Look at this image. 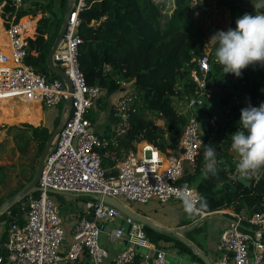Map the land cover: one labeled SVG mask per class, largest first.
<instances>
[{
  "label": "trees",
  "instance_id": "16d2710c",
  "mask_svg": "<svg viewBox=\"0 0 264 264\" xmlns=\"http://www.w3.org/2000/svg\"><path fill=\"white\" fill-rule=\"evenodd\" d=\"M216 1L217 8L210 0H84L85 7L78 15V61L87 84L104 91L86 119L102 142L98 153L107 176H115L117 165L129 151L136 150L138 143H148L165 155L179 149L189 118L187 99L197 92L193 74L200 75L198 61L208 54L207 82L213 89L214 102L217 101L218 130H206L199 155L193 163H185L177 184L194 186L207 202L202 209L207 213L230 209L241 215L247 229L248 220L264 205V169L259 181L245 177L251 182L250 187L234 179L238 173L231 153V137L239 130L241 109L249 103L254 107L264 103V66L250 65L239 78L232 73L224 74L216 62L218 42L211 37L217 31L235 29V21L245 13L264 14V0ZM4 2L7 4L0 15L7 27L13 16L18 22L26 16L41 15L35 39L28 40L29 51L37 55L29 54L26 63L50 82L60 79L48 68L47 59L62 29L68 0H24L18 8L12 0H0V5ZM132 82L134 90L125 95L120 105H114L111 97L123 90L122 83ZM203 109L197 113L202 114ZM208 112L211 118L213 110ZM159 120H163V125H159ZM22 124L38 127L28 122ZM53 131L44 126L32 134L19 132L14 137L13 152L25 155L33 142L39 157ZM209 144L215 149L218 171L217 176L209 173L206 177L204 152ZM31 167H21L19 181L13 188L9 182L15 167L0 165V206L32 181L36 166ZM37 195L23 199L0 216V256L7 255L3 244L8 228L12 224H25L30 198ZM144 231L156 245L170 243L181 255L203 264L196 251L176 236L146 225Z\"/></svg>",
  "mask_w": 264,
  "mask_h": 264
},
{
  "label": "built area",
  "instance_id": "2783aa9c",
  "mask_svg": "<svg viewBox=\"0 0 264 264\" xmlns=\"http://www.w3.org/2000/svg\"><path fill=\"white\" fill-rule=\"evenodd\" d=\"M12 1L17 8L24 2ZM6 4L0 5V14ZM84 7V0H77L69 15L64 37L53 56L54 62L63 69L72 84L71 93L61 79L50 82L26 63L29 54L37 55L28 49V40H34L36 35L37 22L33 16L23 17L18 22L13 16L8 27L1 18L0 102L38 105L42 112L57 109L68 96L72 98V104L65 114V125L46 157L38 183L41 191L30 198L25 224H12L8 228V237L3 244L7 255L0 256V264H66L85 256L90 264H133L138 257L136 264H171L164 247L149 239L142 223L99 200V197L109 196L123 203L141 205L153 201L162 205L181 203L175 192L184 186L177 182L184 173L185 163H193L199 155L206 130H218L215 116L209 118L204 127L203 120L196 113L214 96L207 82L209 56L206 54L198 61L200 75L193 74L197 92L187 99L189 118L180 140L178 158L172 156L174 153L167 156L148 143H138L136 150L129 151L126 159L117 165L118 174L107 176L98 153L102 142L94 132L88 131L92 125L86 119L104 91L87 84L78 61V15ZM24 18L27 22H22ZM30 28H33V34H30ZM122 89L120 91L125 95L132 92L133 82L122 83ZM55 119L47 125L51 131L54 130L52 124ZM185 185L199 200L197 189ZM51 190L89 198L84 204L85 214L75 217L68 237L60 205ZM208 214L201 210L193 217L199 220ZM118 220L124 225L114 230L110 237L125 241L127 248L111 258L100 237L106 227ZM244 221L241 215L233 214L217 244L216 264H264V205L248 220L247 229ZM192 264L202 263L194 261Z\"/></svg>",
  "mask_w": 264,
  "mask_h": 264
},
{
  "label": "clouds",
  "instance_id": "9594fccd",
  "mask_svg": "<svg viewBox=\"0 0 264 264\" xmlns=\"http://www.w3.org/2000/svg\"><path fill=\"white\" fill-rule=\"evenodd\" d=\"M235 23V29L217 31L211 40L218 42L216 62L222 66L224 74L232 73L239 78L242 70L250 65L264 66V14L253 16L245 13ZM231 138V148L239 156L238 175L234 179L250 177L259 181L261 170L264 169V103L259 107L249 103L241 109L239 130ZM210 145L206 146L204 152L206 177L209 173L217 176L218 171L216 152ZM175 196L189 216L206 207V200L202 197L197 200L187 185L177 190Z\"/></svg>",
  "mask_w": 264,
  "mask_h": 264
},
{
  "label": "crops",
  "instance_id": "0c3cea01",
  "mask_svg": "<svg viewBox=\"0 0 264 264\" xmlns=\"http://www.w3.org/2000/svg\"><path fill=\"white\" fill-rule=\"evenodd\" d=\"M122 91H120L119 93L121 94ZM115 96L117 95H113L111 97L114 104H116V101L118 99V96L117 98H115ZM42 119L43 112L41 110L40 121ZM50 122H53V120ZM102 122H104V116L101 119V123ZM171 153L175 154L176 152H170L167 156H170ZM244 180L248 181L245 178ZM78 197L81 199L76 202H74V198H72L71 200L68 195L63 197L62 200L59 199V202H61V204L62 202H70V204L68 205L69 207L66 208V211L60 210L63 219V224L66 229L67 237L71 234L73 225L76 221L75 217L78 214L82 216L85 214L84 203L88 201L89 198L83 196H77L76 198ZM124 203L132 212L136 213L137 215L148 219L149 221L153 222L161 228H166L170 230L167 232L170 235H181L183 238L192 243L196 248L201 250L206 256H208V258L212 261L213 264H216L218 256L216 247L220 240L221 234L223 230L228 226L230 221L233 219V214H236L232 210L226 209L209 213L207 217L199 219V221L195 220L193 215L189 216L184 211L182 204L179 202H171L166 205L159 204L155 201L147 205H141L137 203L132 204L126 201H124ZM202 224L205 225L204 228ZM123 225V221L118 220L117 222L110 224L102 231L101 244L104 248L108 250L109 256L111 258L116 257L120 252L124 251L127 248V243L125 241L110 237V234L114 230ZM186 235L188 237H186ZM160 245H162L164 248L170 249L174 253V255H176L174 258L177 264H192V262H194L190 256L181 255L177 251V249L172 247V244L161 243ZM66 264H90V261L85 256L83 259L77 262H69Z\"/></svg>",
  "mask_w": 264,
  "mask_h": 264
},
{
  "label": "water",
  "instance_id": "95a60500",
  "mask_svg": "<svg viewBox=\"0 0 264 264\" xmlns=\"http://www.w3.org/2000/svg\"><path fill=\"white\" fill-rule=\"evenodd\" d=\"M75 3H76V0H68V2H67L66 8H65V15H64L62 29L59 32V34L56 38V41H55V43H54V45L50 51L48 59H47L48 68L53 73H56L58 75V77L66 84L69 93H71L73 91L72 84H71L69 78L66 76L65 72L63 71V69L61 67H59L54 62L53 56H54L58 46L60 45V43L64 37L66 26H67L68 19H69V15H70L72 8L75 5ZM175 99H177V98H175ZM71 104H72V98L70 96H68L65 99V102L63 104L62 116H61V121L59 123V126L53 131L51 137L45 143V147H44V149L40 155V158L38 160V164H37V167L35 169V173H34V177H33L32 181L26 187H24L18 193H16L12 197H10L8 200H6L0 206V216L3 213H5L9 208H11L15 204H17L18 202L22 201L23 199H25L27 197H30L32 194H35V193H38L41 191V188L38 186V183H39V179L41 176V172H42L46 157L48 156L50 150L52 149L53 144L55 142V139L60 134V132L62 131V129L65 125V114H66L67 110L69 109V107L71 106ZM88 131L89 132H95V129L89 128ZM179 152H180V150L178 149L176 151V153L173 154L172 156L174 158H178ZM234 163L237 165L238 160H235ZM238 181L247 187L251 186V182L245 181L244 178L238 179ZM50 193L54 194V195H68V196L74 197L72 194L56 192V191H52V190L50 191ZM99 200H102L104 203L117 208L118 210H120L122 213H124L128 217L134 219L135 221H137L139 223H142L143 225L150 226V227L157 229V230H160L162 232L170 231L166 228H161L158 225L154 224L153 222L149 221L148 219L143 218V217L137 215L136 213L132 212L125 203H123L117 199H114V198L109 197V196H100ZM175 236L178 239H181L182 241H184L186 244H188L192 249H194L196 251L198 258L203 262V264H213L212 261L208 258V256H206L201 250L196 248L188 240H186L185 238H183L181 235H178V234H175Z\"/></svg>",
  "mask_w": 264,
  "mask_h": 264
},
{
  "label": "rangeland",
  "instance_id": "374dc122",
  "mask_svg": "<svg viewBox=\"0 0 264 264\" xmlns=\"http://www.w3.org/2000/svg\"><path fill=\"white\" fill-rule=\"evenodd\" d=\"M210 2H213L214 3V7L217 8V1L216 0H210ZM55 9H56V12H57V16H60L59 8L56 7ZM37 17L36 18L33 17L35 21L37 19L39 20L41 15H38ZM114 95H117L118 99L116 101V104H114L113 101H112V103L114 105L118 106V105H120L121 100L125 97V94H122V93L120 94L119 92H117ZM117 96H115V98H117ZM24 105H28V104H21V103L15 104V103L12 102V103H7L6 107L7 108H11L12 107V108H14V111L16 110L15 113H18L20 111V108L23 107ZM62 110H63V107L61 108L59 106H58L57 109H55L53 111L44 110L42 124H40L41 121L38 122L39 124L35 125V126H38L37 128L28 127L26 125H23L22 123H24V122H21V123H18V124L3 123L0 126V165H11V164H13V166L15 167V170L14 171L12 170L13 171V176H12V180L9 182V186L10 187L14 188L17 185V183L19 181L18 174L21 173V167L22 166H25L26 168H31V169H32V167H31L32 165H35L37 167L38 160L40 158V156L37 157V152L35 150V145H34L33 142L31 143V145H30V147L28 149V152L25 155H21V153L19 151H17V150H15V152H13V149L15 147V141H14L15 135L18 134L21 131L29 132L30 134H32L31 133L32 131H34V130L37 131V130L41 129L44 126H47V125L51 124L52 122H50V121H52V120H54L56 118L54 123L52 124V127L55 130L59 126V124H58V126L55 128L56 121L58 119H60L61 116H62ZM205 110L207 112L213 110V112H212L213 115L212 116L216 117L219 114L218 111H217L218 110L217 101L215 103L214 100H212V101L206 103V106L201 111L202 114H200V112L197 113V111H196V113L199 114L198 115L199 119L203 120V122H204L203 126L204 127L206 126L208 117L210 115L209 112L208 113L207 112L204 113ZM158 123H159V125H163V120H159ZM12 127H16L17 130H11ZM231 153H232L233 157L235 158V160H239L238 154L236 152H234L233 149H231ZM65 196L66 195H57V196L54 195L53 196V198L60 205V210H64V211H66V208L69 207L68 205L70 204V202H64V203L62 202V204H61V202H59V199L62 200V198L65 197ZM69 198L71 200H72V198H74V202L79 201L81 199L79 197L76 198V197H70V196H69ZM204 227H205V225H203V228ZM0 232H1V230H0ZM100 240H101V237H100ZM164 250L166 252V257H167L168 262H170L171 264H177L175 262V258H174L176 255H174V253L168 248H164Z\"/></svg>",
  "mask_w": 264,
  "mask_h": 264
},
{
  "label": "bare ground",
  "instance_id": "6f19581e",
  "mask_svg": "<svg viewBox=\"0 0 264 264\" xmlns=\"http://www.w3.org/2000/svg\"><path fill=\"white\" fill-rule=\"evenodd\" d=\"M36 21H38V19ZM22 22H27V18H24ZM1 30H2V20L0 17V32ZM30 30H31L30 34H33V28H30ZM15 111H14V108L12 107L7 108L5 101H1L0 102V126L3 123L18 124L21 122H28L30 124L35 125V124H38V122L41 119V108L38 105H34V106L24 105L23 107L20 108V111L18 113H15Z\"/></svg>",
  "mask_w": 264,
  "mask_h": 264
}]
</instances>
